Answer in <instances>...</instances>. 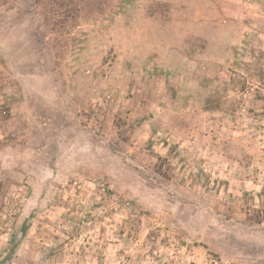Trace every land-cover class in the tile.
<instances>
[{
  "label": "rangeland",
  "instance_id": "1",
  "mask_svg": "<svg viewBox=\"0 0 264 264\" xmlns=\"http://www.w3.org/2000/svg\"><path fill=\"white\" fill-rule=\"evenodd\" d=\"M12 263L264 264V0H0Z\"/></svg>",
  "mask_w": 264,
  "mask_h": 264
},
{
  "label": "trees",
  "instance_id": "2",
  "mask_svg": "<svg viewBox=\"0 0 264 264\" xmlns=\"http://www.w3.org/2000/svg\"><path fill=\"white\" fill-rule=\"evenodd\" d=\"M26 225H27V223L25 222V223L23 224V228H25ZM19 243H20V239H19V240H13L12 251H14V250L16 249V247H17V245H18ZM11 254H12V253H11Z\"/></svg>",
  "mask_w": 264,
  "mask_h": 264
},
{
  "label": "crops",
  "instance_id": "3",
  "mask_svg": "<svg viewBox=\"0 0 264 264\" xmlns=\"http://www.w3.org/2000/svg\"><path fill=\"white\" fill-rule=\"evenodd\" d=\"M22 226H23V224H22ZM19 239H20V242H21L22 237H20V238H16V239H12V240H11V242H10V243H11V248H12V246H13V240H19ZM19 246H20V243L17 245L16 249H17ZM16 249H15V250H16ZM12 264H13V263H12Z\"/></svg>",
  "mask_w": 264,
  "mask_h": 264
}]
</instances>
